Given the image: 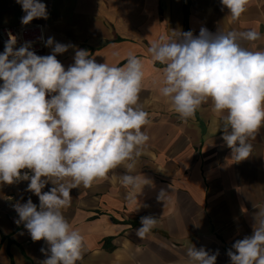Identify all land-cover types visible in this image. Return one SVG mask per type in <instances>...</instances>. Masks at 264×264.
<instances>
[{
	"label": "clouds",
	"instance_id": "9594fccd",
	"mask_svg": "<svg viewBox=\"0 0 264 264\" xmlns=\"http://www.w3.org/2000/svg\"><path fill=\"white\" fill-rule=\"evenodd\" d=\"M221 11L232 20L247 11L250 0H220ZM24 16L21 24L48 19L41 0H16ZM9 39L0 53V184L29 181L25 191L39 199L13 205L33 242L44 240L45 259L40 264H77L82 259L83 236L66 220L62 209L71 205V192L81 185L119 177L130 188V202L137 200L149 180L132 175L150 137L142 131L150 123L140 103L144 79L141 59L128 54L123 67L97 63L88 50L48 37V55H37L31 42L16 48ZM260 39L256 30L213 33L201 27L199 35L175 30L148 48L153 63L164 67L157 83L170 110L187 123L209 100L221 118L222 140L231 158H249L256 133L264 127V50H249L241 41ZM72 48L74 63L67 70L57 59ZM28 171L22 172V170ZM52 187L42 191L46 185ZM140 189V192H137ZM161 190L157 199H166ZM147 207V205H145ZM252 234L237 239L227 250L230 264H264V209L253 216ZM135 230L144 239L157 218L140 217ZM219 250L188 247L183 264H216Z\"/></svg>",
	"mask_w": 264,
	"mask_h": 264
},
{
	"label": "crops",
	"instance_id": "0c3cea01",
	"mask_svg": "<svg viewBox=\"0 0 264 264\" xmlns=\"http://www.w3.org/2000/svg\"><path fill=\"white\" fill-rule=\"evenodd\" d=\"M48 19L31 23L43 26L45 41L73 44L88 50L97 63L123 67L132 53L144 65L140 103L150 123L142 128L150 137L132 175H144L135 202L130 188L119 177L120 167L109 179L81 185L71 192V205L62 209L66 220L83 236L82 259L77 264H183L191 243L210 252L219 250L216 264H230L227 250L237 239L252 234L253 216L264 209V127L248 142V159L235 162L222 140L221 118L209 100L195 117L183 122L159 93L157 79L164 67L153 63L148 48L162 35L201 27L215 33L256 30L260 39L241 41L249 50H264V0H250L247 11L232 20L221 11L220 0H191L187 18L183 0H41ZM16 0H0V26H19L24 16ZM4 46L0 42V53ZM51 49L43 48L42 56ZM75 50L58 54L67 70ZM2 84V81H0ZM29 181L0 184V264H40L48 248L44 240L33 242L5 196L14 194L25 203L37 196L25 191ZM51 184L42 191H48ZM161 190L166 199L158 200ZM140 192V189H137ZM147 205V207H145ZM152 215L157 225L144 239L135 235L140 217Z\"/></svg>",
	"mask_w": 264,
	"mask_h": 264
},
{
	"label": "built area",
	"instance_id": "2783aa9c",
	"mask_svg": "<svg viewBox=\"0 0 264 264\" xmlns=\"http://www.w3.org/2000/svg\"><path fill=\"white\" fill-rule=\"evenodd\" d=\"M9 32L14 35L17 39L15 45L16 48L23 45L25 42H31L32 50L35 51L37 55L42 56V51L45 45V35L43 26L40 24L30 23L28 25L19 26H0V42L4 46L5 42L9 39ZM28 171L31 175L30 170L25 169L22 172ZM7 205L9 208H13L17 198L14 194L10 193L5 196ZM39 204V202L35 203Z\"/></svg>",
	"mask_w": 264,
	"mask_h": 264
},
{
	"label": "trees",
	"instance_id": "16d2710c",
	"mask_svg": "<svg viewBox=\"0 0 264 264\" xmlns=\"http://www.w3.org/2000/svg\"><path fill=\"white\" fill-rule=\"evenodd\" d=\"M190 1L191 0H183V12H184L185 18H187L188 16Z\"/></svg>",
	"mask_w": 264,
	"mask_h": 264
}]
</instances>
